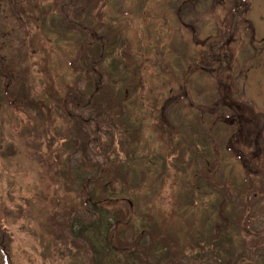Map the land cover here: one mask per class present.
<instances>
[{"label":"rangeland","instance_id":"rangeland-1","mask_svg":"<svg viewBox=\"0 0 264 264\" xmlns=\"http://www.w3.org/2000/svg\"><path fill=\"white\" fill-rule=\"evenodd\" d=\"M93 77L114 102L101 129L81 125L87 163L107 172L104 184L85 185L91 173L76 122L86 115L69 103L64 117L61 100L79 99L77 88L88 94ZM84 195L116 199L107 207L130 216L118 236L147 246L152 263L167 238L171 264L194 263L200 246L211 251L203 240L222 212L234 221V250L261 241L256 264L264 252V0H0V264H123L117 250L98 263L86 241L70 238L66 208L83 210Z\"/></svg>","mask_w":264,"mask_h":264},{"label":"trees","instance_id":"trees-1","mask_svg":"<svg viewBox=\"0 0 264 264\" xmlns=\"http://www.w3.org/2000/svg\"><path fill=\"white\" fill-rule=\"evenodd\" d=\"M90 46H88L89 48ZM93 51V47H90V51H87L86 57L91 56ZM98 52V56H99ZM100 59V58H99ZM207 62V61H206ZM95 69V68H94ZM95 72V70H94ZM97 73V71H96ZM97 79L101 80L100 73L99 75H95ZM90 78L87 85H86V91H89L88 94L85 92L83 93H77L79 88L74 91L73 94H79L77 95L79 99L75 100L74 96L71 98H64L61 100L65 104V112L64 117L67 116V110L69 109L70 104L72 103L74 107H82L80 110V113H83L86 115V119H84L81 116L78 115V118L80 119V123L76 122L79 125V135L81 133V142L77 147V150H80L83 153V160H85V169L89 173H91V177L89 179H84L83 183L85 185L90 184H104L103 180L106 177L107 172L101 167L99 163L92 160V163L88 164L86 160H88L87 157V144L86 139H88V135H90L88 132H80L81 125H91L92 130H95L96 126L97 128L103 125L105 123V119H107L109 111L112 107V104L114 102L113 94L107 92V88H103L101 86L100 88V82H97L96 78ZM91 87V88H90ZM91 90H90V89ZM99 91V92H98ZM9 93L10 97H12V94L14 95L15 92L11 93L10 90L7 91ZM26 95V94H25ZM89 96V97H88ZM25 103L28 107H36L39 108V105L41 102H38L34 99L27 98L25 96ZM70 103V104H69ZM67 105V106H66ZM69 105V106H68ZM64 108V107H63ZM85 109V111H83ZM62 110V109H61ZM89 112V114H88ZM89 115V116H88ZM111 124V123H109ZM59 133V132H58ZM58 137L61 136V133H59ZM174 133V131H173ZM172 133V136H173ZM77 135V136H79ZM171 135L169 136V139ZM77 140V139H76ZM79 143V141H78ZM109 144V143H108ZM241 156V155H239ZM245 156V155H244ZM244 156H241L239 158H243ZM245 160V158H244ZM115 181L114 177L112 176L110 186L112 187L113 191L116 192L118 190L117 187L113 185V182ZM104 187L103 185L101 186ZM104 191H106V187L104 188ZM97 201L92 202L90 199L86 198L84 195V202H83V210L89 209L87 212H84L83 210H72V208H66L67 210V217L69 221L71 222L69 225L70 228V238H73L77 243L81 241H86L89 245L90 249L93 251L94 257L93 260L100 263V261L105 257L107 254H112V252L115 253L114 257L118 258L120 256L119 252H121L124 256V259L119 258V262L123 264H161V259L166 260V263L171 264V260L174 259L175 254L172 250V247L174 246L173 243H171V239L167 238L164 242L163 240L157 241L161 242L162 246L165 248L166 253L159 258L155 263L150 262L147 259V253L144 250V247H147L143 245L142 243H139V241H128L127 239L122 240L119 231L120 225H127L130 221L129 214L124 211L123 209H109L107 205L111 202H115V200H111L109 202H104L103 197H98L96 199ZM224 203H227L226 200L221 202V207L224 206ZM89 206V207H88ZM247 204L243 205L242 209H250ZM236 213V211H234ZM88 214V215H87ZM221 214V219L218 223L213 224V232L210 234V236H207L205 240V243L207 246H211V251L208 248L207 252L206 249H204L203 246H200L201 250H203L197 257L194 258V263L192 264H201L202 261H208V257H211V261L207 264H245L246 262H253V251L252 247L260 248L261 241L257 240V238L251 239V241L248 240L249 244L243 240L241 243V248L239 250H234L232 248V245L228 243V240H230L231 232L229 235V231L232 229V226L234 225V221L231 220V216L229 214ZM107 216V217H106ZM241 220L236 223L238 224ZM239 225V224H238ZM235 226V225H234ZM90 231L93 232H99L101 234L100 237H102L104 245L100 248H97V245L91 241V235ZM153 239H157L156 234L152 233V231L148 232ZM145 234V233H143ZM140 234L141 239L144 235ZM72 235V236H71ZM90 235V236H89ZM117 237H115V236ZM229 239H227V237ZM1 239V238H0ZM143 239V238H142ZM1 241V240H0ZM101 241V240H100ZM1 245V243H0ZM83 245V244H82ZM2 246V245H1ZM245 249H248L247 252L244 251ZM148 249V247H147ZM115 250L119 251L116 252ZM111 251V252H110ZM261 252V251H260ZM260 252L256 253V264H264V252L260 254ZM143 255L146 257H143ZM177 255V254H176ZM263 256V259L261 258ZM165 262V261H164ZM255 264V263H254Z\"/></svg>","mask_w":264,"mask_h":264}]
</instances>
